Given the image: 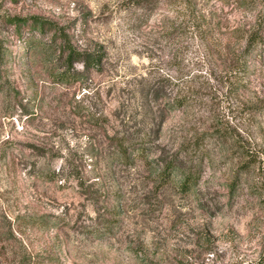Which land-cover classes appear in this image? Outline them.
Returning <instances> with one entry per match:
<instances>
[{"label": "rangeland", "instance_id": "1", "mask_svg": "<svg viewBox=\"0 0 264 264\" xmlns=\"http://www.w3.org/2000/svg\"><path fill=\"white\" fill-rule=\"evenodd\" d=\"M252 28L264 0H0V264H264Z\"/></svg>", "mask_w": 264, "mask_h": 264}, {"label": "trees", "instance_id": "2", "mask_svg": "<svg viewBox=\"0 0 264 264\" xmlns=\"http://www.w3.org/2000/svg\"><path fill=\"white\" fill-rule=\"evenodd\" d=\"M11 22H18L15 23L16 28L20 29L21 26V21L18 19L15 20H11ZM34 27L36 29H38L41 33H45V24L43 22L40 21H36L35 23H33ZM66 48V47H64ZM68 51V57H67V65L72 66L74 62L76 61H80L84 67L87 66V68H96L98 65L101 64V57H94L91 54H83V53H78L76 52L72 47L69 48ZM259 51V57L262 58L264 57L263 53H264V38H263V34L258 30V28H252L250 30V32L248 33L247 36V46L246 49L243 51V55L244 56H253L255 55L257 52ZM239 74L240 76L243 74L241 72H244L243 69H239ZM119 145V149H120V154L121 156H126L127 154H129V151L131 150V146L127 140L122 139L120 141ZM137 154L141 155L144 154V149L142 146L138 147L136 150ZM170 170H172V166L169 167V169L167 170V173L169 174ZM168 175H165V178ZM198 181V179H196L193 176H190L189 174L185 173L184 176V181L181 184V190L184 192H190L193 185Z\"/></svg>", "mask_w": 264, "mask_h": 264}]
</instances>
